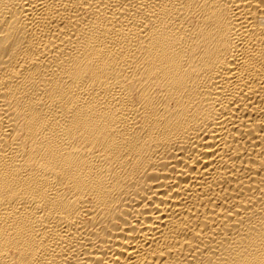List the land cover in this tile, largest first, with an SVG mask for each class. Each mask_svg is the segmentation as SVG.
I'll return each mask as SVG.
<instances>
[{
  "label": "bare ground",
  "instance_id": "1",
  "mask_svg": "<svg viewBox=\"0 0 264 264\" xmlns=\"http://www.w3.org/2000/svg\"><path fill=\"white\" fill-rule=\"evenodd\" d=\"M0 264H264V0H0Z\"/></svg>",
  "mask_w": 264,
  "mask_h": 264
}]
</instances>
